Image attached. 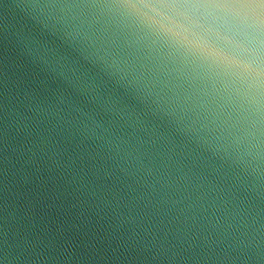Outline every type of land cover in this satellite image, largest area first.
<instances>
[{"label": "water", "instance_id": "1", "mask_svg": "<svg viewBox=\"0 0 264 264\" xmlns=\"http://www.w3.org/2000/svg\"><path fill=\"white\" fill-rule=\"evenodd\" d=\"M0 264H264V12L0 0Z\"/></svg>", "mask_w": 264, "mask_h": 264}, {"label": "snow or ice", "instance_id": "2", "mask_svg": "<svg viewBox=\"0 0 264 264\" xmlns=\"http://www.w3.org/2000/svg\"><path fill=\"white\" fill-rule=\"evenodd\" d=\"M233 4H241L264 12V0H230Z\"/></svg>", "mask_w": 264, "mask_h": 264}]
</instances>
